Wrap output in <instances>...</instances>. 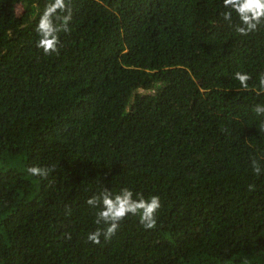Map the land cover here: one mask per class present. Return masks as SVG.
Wrapping results in <instances>:
<instances>
[{
  "label": "trees",
  "instance_id": "obj_1",
  "mask_svg": "<svg viewBox=\"0 0 264 264\" xmlns=\"http://www.w3.org/2000/svg\"><path fill=\"white\" fill-rule=\"evenodd\" d=\"M49 2L0 0V264H264V27L223 0H70L46 56ZM105 188L159 196L156 226L89 242Z\"/></svg>",
  "mask_w": 264,
  "mask_h": 264
},
{
  "label": "clouds",
  "instance_id": "obj_2",
  "mask_svg": "<svg viewBox=\"0 0 264 264\" xmlns=\"http://www.w3.org/2000/svg\"><path fill=\"white\" fill-rule=\"evenodd\" d=\"M223 8L226 10L221 13V16L229 26H232L234 13L238 18L239 23L235 24V31L239 35L247 36L264 27V0H223ZM71 20L70 0H50L45 5L35 29L39 37L37 47L42 49L44 55L59 52V34L71 32L69 27ZM234 79L239 82L243 90L249 89L248 81L251 79L249 74L238 71ZM259 87L264 89V73H261L259 77ZM253 111L257 115H264V105H256ZM261 130H264V125L261 126ZM252 167L254 173L259 176L262 169L255 160ZM49 171L51 169L35 166L27 169L30 175L39 177H46ZM249 188L252 190L254 186L250 185ZM87 203L98 209L94 223L100 227L90 232L87 237L88 241L94 244H100L101 236L105 240H110L129 214L138 215L140 224L145 230L153 229L157 223L156 213L161 208L159 196L145 198L142 194H134L128 188L121 189L115 195L105 188L98 196L89 198ZM68 238H71L70 235Z\"/></svg>",
  "mask_w": 264,
  "mask_h": 264
},
{
  "label": "rangeland",
  "instance_id": "obj_3",
  "mask_svg": "<svg viewBox=\"0 0 264 264\" xmlns=\"http://www.w3.org/2000/svg\"><path fill=\"white\" fill-rule=\"evenodd\" d=\"M18 12L22 13L23 12V8L21 6L18 7Z\"/></svg>",
  "mask_w": 264,
  "mask_h": 264
}]
</instances>
